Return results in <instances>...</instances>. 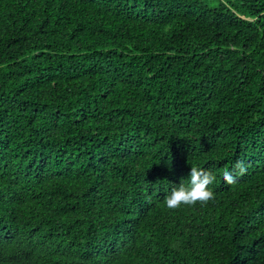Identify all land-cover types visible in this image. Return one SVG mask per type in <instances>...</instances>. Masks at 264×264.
Here are the masks:
<instances>
[{"label": "trees", "instance_id": "1", "mask_svg": "<svg viewBox=\"0 0 264 264\" xmlns=\"http://www.w3.org/2000/svg\"><path fill=\"white\" fill-rule=\"evenodd\" d=\"M0 264H264V0H0Z\"/></svg>", "mask_w": 264, "mask_h": 264}, {"label": "clouds", "instance_id": "2", "mask_svg": "<svg viewBox=\"0 0 264 264\" xmlns=\"http://www.w3.org/2000/svg\"><path fill=\"white\" fill-rule=\"evenodd\" d=\"M246 171L247 168L244 161L238 160L232 166V169L224 170L223 179L226 183L233 184L236 182L237 176L245 174ZM188 176L189 183L187 186L181 182L178 187H173L170 194L166 197L165 202L169 209L179 208L182 204L189 206L195 205L197 202L205 204L209 200L214 199V192L209 187L216 180L213 172L191 165Z\"/></svg>", "mask_w": 264, "mask_h": 264}, {"label": "rangeland", "instance_id": "3", "mask_svg": "<svg viewBox=\"0 0 264 264\" xmlns=\"http://www.w3.org/2000/svg\"><path fill=\"white\" fill-rule=\"evenodd\" d=\"M215 2L217 1V0H214Z\"/></svg>", "mask_w": 264, "mask_h": 264}]
</instances>
